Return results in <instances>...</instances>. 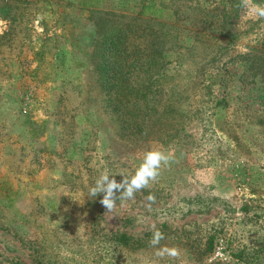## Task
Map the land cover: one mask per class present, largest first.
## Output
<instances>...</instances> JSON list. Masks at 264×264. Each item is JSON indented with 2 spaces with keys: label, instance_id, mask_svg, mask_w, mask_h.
<instances>
[{
  "label": "rangeland",
  "instance_id": "374dc122",
  "mask_svg": "<svg viewBox=\"0 0 264 264\" xmlns=\"http://www.w3.org/2000/svg\"><path fill=\"white\" fill-rule=\"evenodd\" d=\"M133 1L97 8L130 18ZM162 1L177 10L162 20L170 63L139 75L150 84L141 133L135 111L102 113L89 9L0 0V264H264V18L241 0ZM42 119L45 144L28 124ZM151 149L172 162L133 199L108 212L89 196L102 172L120 182Z\"/></svg>",
  "mask_w": 264,
  "mask_h": 264
},
{
  "label": "trees",
  "instance_id": "16d2710c",
  "mask_svg": "<svg viewBox=\"0 0 264 264\" xmlns=\"http://www.w3.org/2000/svg\"><path fill=\"white\" fill-rule=\"evenodd\" d=\"M98 2L99 0H75V5L81 9H89L93 20L89 41L90 61L99 90L103 94L102 113L121 121L133 110L138 117L135 126L142 133L145 129L142 111L144 106H149L147 95L150 93V84L144 80L155 73L159 74L170 63L160 41L162 30L167 31L169 28L162 20L173 23L177 10L162 0H134L136 16L128 18L122 13L117 15L99 10ZM215 6L209 8L210 13L217 11V5ZM169 34L171 33L168 32L165 36L172 38ZM138 39L141 41L136 42ZM143 73L147 77L141 81L139 75ZM129 95L140 96L143 102L138 99L139 103H130L131 100L124 98ZM28 124L34 139H43L41 144H45L49 122L42 119L29 121ZM109 240L121 248L135 245V240H131L126 234L111 235Z\"/></svg>",
  "mask_w": 264,
  "mask_h": 264
},
{
  "label": "clouds",
  "instance_id": "9594fccd",
  "mask_svg": "<svg viewBox=\"0 0 264 264\" xmlns=\"http://www.w3.org/2000/svg\"><path fill=\"white\" fill-rule=\"evenodd\" d=\"M250 0H241V6L249 9L250 12L264 18V6L255 5L249 7ZM172 159L167 153L158 149H151L144 153L143 159L139 166L136 168L134 174L131 176L120 173L123 179L117 182L116 175L110 176L108 171L105 170L96 179L95 184L89 188V196L97 197L103 195L100 203L108 210L113 211L116 207V201L123 202L134 198L135 193L147 188L151 182L156 181L160 175L161 169L164 166L170 165ZM119 193V195H117ZM151 203H155V196L149 195L147 198ZM163 239V234L158 230L153 233V238L150 243L155 246L159 240ZM165 253L171 256H176L175 249H162L157 252L158 256H163Z\"/></svg>",
  "mask_w": 264,
  "mask_h": 264
},
{
  "label": "built area",
  "instance_id": "2783aa9c",
  "mask_svg": "<svg viewBox=\"0 0 264 264\" xmlns=\"http://www.w3.org/2000/svg\"><path fill=\"white\" fill-rule=\"evenodd\" d=\"M8 23L0 17V37L8 32Z\"/></svg>",
  "mask_w": 264,
  "mask_h": 264
}]
</instances>
